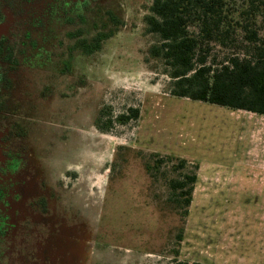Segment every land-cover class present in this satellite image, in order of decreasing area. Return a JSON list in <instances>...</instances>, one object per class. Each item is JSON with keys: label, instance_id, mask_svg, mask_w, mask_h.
Wrapping results in <instances>:
<instances>
[{"label": "rangeland", "instance_id": "rangeland-1", "mask_svg": "<svg viewBox=\"0 0 264 264\" xmlns=\"http://www.w3.org/2000/svg\"><path fill=\"white\" fill-rule=\"evenodd\" d=\"M10 3L19 57L0 117L19 166L0 202V264H237L238 227L255 235L264 215V115L169 94L148 55L151 0ZM104 107L138 116L101 133ZM179 160L196 174L185 209L165 182ZM38 197L64 236L57 254L38 239Z\"/></svg>", "mask_w": 264, "mask_h": 264}, {"label": "trees", "instance_id": "trees-1", "mask_svg": "<svg viewBox=\"0 0 264 264\" xmlns=\"http://www.w3.org/2000/svg\"><path fill=\"white\" fill-rule=\"evenodd\" d=\"M144 21L147 33L157 38L148 55L163 63L172 97L264 115V39L259 34L264 0H245L240 8L230 0H151ZM217 47L231 52L218 61L220 55L212 54ZM6 84L0 81V89ZM137 116V109L128 108L113 117L104 107L95 126L109 133L114 123L125 125ZM161 164L154 161L146 170L159 172ZM185 166L179 160L170 171L177 177L165 181L168 199L183 209L196 182L195 172Z\"/></svg>", "mask_w": 264, "mask_h": 264}, {"label": "flooded vegetation", "instance_id": "flooded-vegetation-1", "mask_svg": "<svg viewBox=\"0 0 264 264\" xmlns=\"http://www.w3.org/2000/svg\"><path fill=\"white\" fill-rule=\"evenodd\" d=\"M10 0H0V81L8 82L11 80L9 76L11 72L14 71L17 66L19 57V50H17V43L12 40V36L10 35L12 30V26H10V16L6 15L3 8H7L11 10ZM15 9V8H14ZM13 21V19H12ZM0 106V116L3 114V106ZM12 133L11 127L4 126V123L1 121L0 117V202L6 198L5 191L7 192V188L9 189L7 192V196L11 194V189L9 186L12 182V177L16 175L19 159L18 156L12 154L13 150L11 147L12 142ZM13 155V156H12ZM36 203L37 213L40 215L41 219L37 220L36 226L38 227H48V233L46 234H38V239H43L44 250L45 253H51L54 251V254L58 253L63 247L59 246V243L56 245L55 240L57 238H64L62 236L60 226H57V222H53L50 218L51 211L48 209L47 200L44 198L38 197L37 200L34 201ZM34 205V203H32ZM59 217V216H56ZM57 219V218H56ZM29 223H31L29 221ZM28 225V223H26ZM62 225V224H61ZM63 227V225H62ZM60 228V229H58ZM37 229L35 228V232ZM4 227L0 225V239L3 236ZM1 241V240H0Z\"/></svg>", "mask_w": 264, "mask_h": 264}, {"label": "crops", "instance_id": "crops-1", "mask_svg": "<svg viewBox=\"0 0 264 264\" xmlns=\"http://www.w3.org/2000/svg\"><path fill=\"white\" fill-rule=\"evenodd\" d=\"M259 189L262 188L259 187ZM260 210H264V207H261ZM259 218L260 220L256 226L257 232L255 235H251L248 232L244 220H242V224L238 227L236 247L237 264H264V215H261ZM242 241L247 242V245L244 246L241 243Z\"/></svg>", "mask_w": 264, "mask_h": 264}]
</instances>
